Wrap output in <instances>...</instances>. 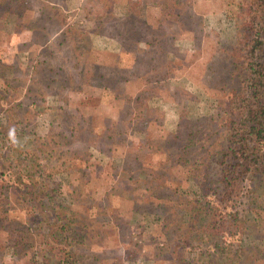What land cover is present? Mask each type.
<instances>
[{
  "label": "trees",
  "instance_id": "16d2710c",
  "mask_svg": "<svg viewBox=\"0 0 264 264\" xmlns=\"http://www.w3.org/2000/svg\"><path fill=\"white\" fill-rule=\"evenodd\" d=\"M124 1L148 7L147 21L143 27L118 23L101 5L96 14L102 32L122 46L113 53L67 46L63 38L47 42L41 19L23 0L9 9L17 15L9 38L0 39V175L7 179L0 187V264H127L144 244L133 238L135 223L125 212L140 211L158 199L185 211L192 227L186 234L158 222L146 245V264H264V243L258 242L264 240V207L250 201L252 194L264 192V0H244L247 14L235 27L238 47L224 53L232 82L217 92L216 110L208 114L211 131L179 125L160 134L154 144L148 141L151 131L141 125L143 135L118 147L115 136L127 134L132 122L152 121L153 115L141 116L120 96L134 91L128 86V67L139 60L148 72H165L167 62H159L157 47L172 34L192 31L197 17L188 9L182 14L187 0ZM54 23L62 27V22ZM0 29L7 34L2 24ZM21 53L34 58L24 88L16 79ZM99 69L108 74L98 97L75 98L72 91L82 74ZM42 83L58 102L52 105L55 122L48 129L57 154L46 161L31 148L13 146L8 138L10 128L17 139L23 134L16 107L35 103ZM150 90L158 94L160 89ZM94 149L107 156L118 150L120 164L104 172L93 170ZM67 162L73 171L65 180L60 174ZM188 167L202 171L204 188L190 184ZM80 171L85 176L81 185ZM118 171L148 175L146 195L113 200L107 186ZM100 185L104 191L98 196ZM98 205L117 222L94 223L90 215ZM86 233L93 242L90 250L83 249Z\"/></svg>",
  "mask_w": 264,
  "mask_h": 264
},
{
  "label": "rangeland",
  "instance_id": "374dc122",
  "mask_svg": "<svg viewBox=\"0 0 264 264\" xmlns=\"http://www.w3.org/2000/svg\"><path fill=\"white\" fill-rule=\"evenodd\" d=\"M0 1V24L4 30L8 31L7 34L0 31V39H8L10 31L14 28L17 15L9 9H12L18 0ZM23 1L24 5L33 11L34 17L38 16L41 19L40 24L44 26V34L49 40L47 42L56 43L59 38H63V43L67 46L100 49L102 52L108 53L118 52L122 46L115 37L102 32V25L96 14L100 6L112 11L114 21L137 27L144 26L149 10L148 7L136 6L126 3L124 0ZM158 1L160 2V0ZM174 1L180 4L185 3L183 2L185 0ZM187 1L189 3L185 4L182 14L188 9L197 15L193 30L172 34L169 39L166 38L157 47V51L162 54L159 55V62H167L165 72H148L139 63V60L132 62V65L128 67V74L132 79L128 82V86L134 88V91L130 96L125 93H120V96L127 99L133 110L140 113L141 116L150 111L153 112V115L152 121L149 119L148 123L132 122L127 127V134L115 136L114 143L118 147L136 140L137 135H143L144 128L151 131L148 141L154 144L157 143L160 134L167 129L176 130L179 125L198 127L205 133L212 129L208 114L216 110L217 92L224 86V83L232 82L226 76L227 59L224 53L238 47L235 27L236 24L243 22L247 13L243 6L244 0ZM184 19L187 21L188 15H185ZM55 20H58L59 23L62 22V27H58L57 23H54ZM186 23L189 24L188 21ZM140 45H144V43L141 42ZM153 47L156 49V46ZM147 49L149 50V48ZM21 58L23 63L17 72L16 79L19 86L24 88L29 81L34 58H28L26 53H21ZM144 62L151 64L148 59H145ZM107 74L106 69L83 73L80 83L74 86L72 95L75 98L83 99L86 97L92 98V100L97 98L104 89L103 85ZM139 74H143V77L135 79ZM146 85L150 86L147 91L143 88ZM155 86L160 89L158 94L150 90ZM39 93L40 96L35 103L24 102L16 107L19 121L25 129L17 140L21 146L31 148L40 160L46 161L55 158L57 154L56 144L51 134L48 133V129L49 125L55 122L52 105L58 102L55 96L48 94L47 86L44 83L39 85ZM108 156L110 157L108 158ZM108 156L94 149L90 167L93 170L104 172L111 169L112 165L120 164L121 155L118 150L114 149ZM188 168L190 184L194 182L199 188H204L205 180L202 171L195 167ZM64 169L60 176L67 180L68 172L73 171V165L67 162L64 164ZM84 177L80 171L78 184L83 183ZM6 180L5 176L0 175V187L6 186ZM108 182L107 191L115 196L113 200L117 197L130 201L139 192L146 195L150 177L142 174L130 176L123 171H118ZM190 187L185 186L186 189ZM195 190H197L196 187ZM103 191L100 185L95 193L99 196ZM250 201L253 206L262 209L264 207V192L252 194ZM124 209L126 207L120 205V210ZM128 211L125 212V215H128L131 223H135L133 238L140 237L138 239L144 246L135 259L126 261L127 264L149 262L145 256L148 252L146 245L150 241L151 231L158 226V222L163 221L177 226L184 232L186 231V234L192 227V222L187 219L185 211L172 209L169 205L164 204V199L153 200L151 204L144 205L140 211L133 209ZM90 217L94 223L107 222L110 219L117 222L114 216L104 212L100 205L91 212ZM260 219L263 220L264 216ZM94 226L96 227V224ZM139 230L140 232H137ZM152 237L155 238L156 234H153ZM258 242L264 243V240H258ZM92 243L90 235L86 233L83 249L90 250L93 247ZM120 251L126 254L123 249ZM18 256H22L20 248Z\"/></svg>",
  "mask_w": 264,
  "mask_h": 264
},
{
  "label": "clouds",
  "instance_id": "9594fccd",
  "mask_svg": "<svg viewBox=\"0 0 264 264\" xmlns=\"http://www.w3.org/2000/svg\"><path fill=\"white\" fill-rule=\"evenodd\" d=\"M8 138L13 146L18 144V140L15 134V128H10L8 131Z\"/></svg>",
  "mask_w": 264,
  "mask_h": 264
}]
</instances>
